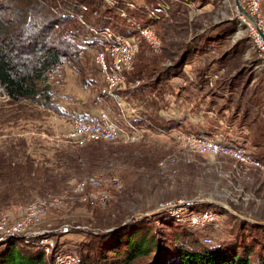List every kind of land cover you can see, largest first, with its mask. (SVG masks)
I'll use <instances>...</instances> for the list:
<instances>
[{
    "label": "rangeland",
    "instance_id": "obj_1",
    "mask_svg": "<svg viewBox=\"0 0 264 264\" xmlns=\"http://www.w3.org/2000/svg\"><path fill=\"white\" fill-rule=\"evenodd\" d=\"M97 1L113 32L127 34L133 22H144L158 33L162 47L155 50L138 39L134 68L121 92L124 112L103 92L90 48L78 66L66 65L67 80L64 70L50 76L51 109L27 105L14 117L15 102H0V169L23 165L29 180L0 203V214L17 217L38 197H63L64 206L53 208L40 228L42 236L52 238L53 250L64 255L60 264H77L86 243L103 248L115 229L147 220L156 222L162 245L173 248L174 227H193L191 216L206 211L216 219L192 232L209 247L237 243L253 228L264 238V63L241 25L235 1ZM159 6L165 8L153 14ZM60 103L75 113L95 105L124 127L134 119L144 131L133 143L65 141L62 134L72 118H89L57 112ZM177 131L220 136L261 166L184 149L175 139ZM90 175L117 177L121 187L103 186L110 194L105 204L83 201L73 185ZM5 189L0 170V199ZM67 224L70 232H62ZM38 237L15 244L42 249ZM45 264H55L52 256H45Z\"/></svg>",
    "mask_w": 264,
    "mask_h": 264
},
{
    "label": "trees",
    "instance_id": "obj_2",
    "mask_svg": "<svg viewBox=\"0 0 264 264\" xmlns=\"http://www.w3.org/2000/svg\"><path fill=\"white\" fill-rule=\"evenodd\" d=\"M100 4L96 0H0V84L11 97L10 103L23 99L40 103L44 97V107H53L50 76L63 70L68 61L78 66L86 48L74 36V13L85 5L89 24L106 25V12L97 10ZM26 166L32 170V165ZM23 167L0 169L6 184L1 204L10 199L18 184L29 181H25ZM142 222L115 229L113 242L109 237L103 248H93V241L86 243L77 264H133L138 258L146 259L143 264H264V238L254 228L237 243L209 247L194 236V227L175 226L176 246L169 248L162 245L154 220ZM163 224L166 227L168 222ZM16 240L20 241L10 238L0 243V264H45L42 249L16 245Z\"/></svg>",
    "mask_w": 264,
    "mask_h": 264
},
{
    "label": "built area",
    "instance_id": "obj_3",
    "mask_svg": "<svg viewBox=\"0 0 264 264\" xmlns=\"http://www.w3.org/2000/svg\"><path fill=\"white\" fill-rule=\"evenodd\" d=\"M234 1L241 25L247 31L254 51L264 63V15L261 2L260 0H240L243 8L248 12L246 14L240 11L236 0ZM82 8L74 13V17L82 21V23L77 22L74 35L78 36L80 40L82 39L81 42L86 45V50L90 48L93 51V61L98 68L100 79L105 83L103 92L116 101L121 111L124 112L121 92L134 68V60L139 51L138 39L142 38L155 50L161 49L162 40L152 26L140 21L133 22L131 32L127 34L113 32L108 25L89 24L86 18L87 6L84 5ZM164 8L165 6H159L152 13L162 12ZM66 65L71 67L70 61ZM10 100L11 97L0 84V102ZM126 122L127 125L122 126L116 118H112L108 111L102 109L95 119L73 118L71 127L62 134V138L77 144L92 141L117 142L124 140L129 143L138 141L144 130L137 126L135 121L127 120ZM175 139L182 148L203 156H229L244 163L261 166V162L248 155L242 147L227 142L220 136L212 137L177 131ZM108 184L121 187V181L117 177L110 176L103 179L96 175H90L78 180L73 185V190L82 197L83 201H96L105 204L110 194L103 186ZM87 189H91L90 195L87 194ZM64 202L65 199L60 196L38 197L28 203L17 217L0 214V243L10 238L21 239L39 236L38 243L44 250V255L52 256L54 263L60 264L64 255L53 250L52 238L42 236L44 231H41L40 228L48 219L51 210L63 207ZM174 212L176 211L174 210ZM212 212L193 214L189 220L190 225L197 227L214 221L217 215ZM61 230L70 232V225H65L63 229L61 227ZM206 241L212 242L211 238H207Z\"/></svg>",
    "mask_w": 264,
    "mask_h": 264
},
{
    "label": "crops",
    "instance_id": "obj_4",
    "mask_svg": "<svg viewBox=\"0 0 264 264\" xmlns=\"http://www.w3.org/2000/svg\"><path fill=\"white\" fill-rule=\"evenodd\" d=\"M64 66L63 70V74L64 77H66V80L68 79L67 77H69V67ZM66 71V72H65ZM65 86V84H64ZM42 102H32L30 99H23L21 101L15 102L16 104V111L14 112V117L18 115V113H20V111H22L25 107H27V105H29L30 107H34V108H38L40 107L41 109L44 110V97L41 98ZM65 103H60L59 107L61 108L63 114H67V115H84L85 117L89 118V119H95L96 116L98 115L99 111L102 109H99V107H96L95 105H93L92 107H84L82 108L78 113H75L74 110H71L68 106L64 105ZM47 108V107H45ZM49 109V108H48ZM73 119V118H72ZM132 121H134V119H132ZM20 136V135H19Z\"/></svg>",
    "mask_w": 264,
    "mask_h": 264
},
{
    "label": "water",
    "instance_id": "obj_5",
    "mask_svg": "<svg viewBox=\"0 0 264 264\" xmlns=\"http://www.w3.org/2000/svg\"><path fill=\"white\" fill-rule=\"evenodd\" d=\"M236 4H237L238 8L240 9V11H242V12L248 14V12L243 8V6H242L240 0H236Z\"/></svg>",
    "mask_w": 264,
    "mask_h": 264
}]
</instances>
